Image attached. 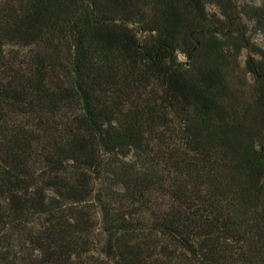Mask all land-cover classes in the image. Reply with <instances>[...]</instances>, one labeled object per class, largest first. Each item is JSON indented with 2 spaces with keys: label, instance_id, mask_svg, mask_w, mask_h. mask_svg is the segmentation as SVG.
I'll list each match as a JSON object with an SVG mask.
<instances>
[{
  "label": "trees",
  "instance_id": "obj_1",
  "mask_svg": "<svg viewBox=\"0 0 264 264\" xmlns=\"http://www.w3.org/2000/svg\"><path fill=\"white\" fill-rule=\"evenodd\" d=\"M258 32L264 0H0V264H264Z\"/></svg>",
  "mask_w": 264,
  "mask_h": 264
},
{
  "label": "rangeland",
  "instance_id": "obj_2",
  "mask_svg": "<svg viewBox=\"0 0 264 264\" xmlns=\"http://www.w3.org/2000/svg\"><path fill=\"white\" fill-rule=\"evenodd\" d=\"M250 3L257 4L259 0H247ZM210 10H213L212 8H209ZM252 40L260 47L264 48V33L258 32L251 34ZM247 55V52H244L242 60H244L245 56Z\"/></svg>",
  "mask_w": 264,
  "mask_h": 264
}]
</instances>
